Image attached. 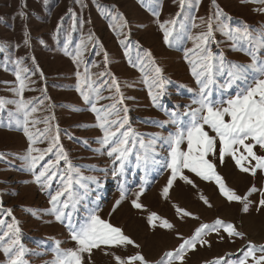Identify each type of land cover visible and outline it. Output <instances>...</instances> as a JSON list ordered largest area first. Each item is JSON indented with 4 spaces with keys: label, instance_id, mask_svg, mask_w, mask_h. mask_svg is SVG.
<instances>
[{
    "label": "rangeland",
    "instance_id": "1",
    "mask_svg": "<svg viewBox=\"0 0 264 264\" xmlns=\"http://www.w3.org/2000/svg\"><path fill=\"white\" fill-rule=\"evenodd\" d=\"M257 9H264L258 0H0V264H11L21 248L23 264H53L60 253L78 247L69 223L78 229L93 213L120 227L135 244L102 245L90 258L82 254L84 264H117L112 253L122 258L139 253L149 264H159L165 253L218 219L243 235L210 231L203 236L207 243H197L183 261L170 264H239L251 245L257 258L264 256V170L252 175L230 156L223 164L218 155L208 157L237 195L255 186L247 212L243 203L229 201L214 179L188 169L183 175L194 186L178 176L164 195L172 175L166 139L188 122L190 108L199 107L193 103L200 85L192 69L202 71L211 53L212 98L226 101L242 90V81L224 85L231 64H252L253 55L257 65L264 62V11ZM160 24L172 29L169 43ZM225 24L247 26L249 39L226 34ZM209 25L212 35L201 44L196 37ZM157 67L162 88L156 87ZM253 77L258 73L250 72L247 82ZM93 108L109 122L127 118L120 131L129 132L130 151L122 168L108 155L111 145L101 142L102 121ZM172 113L179 124L172 123ZM30 150L31 156L43 155L35 166ZM253 150L264 156L259 145ZM249 160L245 166H254ZM45 168L49 172L38 182ZM57 192L63 222L56 220L51 202ZM152 213L159 217L155 227L149 222ZM164 220L173 227L163 226ZM247 264L256 261L248 257Z\"/></svg>",
    "mask_w": 264,
    "mask_h": 264
},
{
    "label": "snow or ice",
    "instance_id": "2",
    "mask_svg": "<svg viewBox=\"0 0 264 264\" xmlns=\"http://www.w3.org/2000/svg\"><path fill=\"white\" fill-rule=\"evenodd\" d=\"M184 0H181L183 4ZM255 2V0H254ZM259 3L264 4V0H258ZM257 11H264V9H257ZM174 24L175 21L167 22ZM160 27L164 29V40L165 43H169V38L172 36V29L165 28L164 24H160ZM223 29L226 30V34L234 36L238 41L249 39V30L247 26L243 29L235 28L229 29L228 25H223ZM212 35L211 25H209V31L202 33L196 37V40L200 41L201 44L206 43L208 38ZM264 42V41H262ZM27 43V41H25ZM200 47V44H197ZM252 55V53H249ZM151 56V53H148ZM206 63L201 65L202 71H197L196 67H193V75L197 79V83L200 85L198 98L193 100L194 104H198L197 108H190L188 113L185 115L189 116L190 119L186 124H182L177 128L175 133H170L166 139V143L170 149V162L167 163V167L171 169L172 175L168 181V185L164 188V195L167 197L169 189L172 187L173 182L179 176L180 179L186 183L193 185L194 182L189 179L188 176L183 175V170L188 169L197 176L204 180H212L218 184L220 191L227 197L229 201H237L243 203V211L248 210V195L252 192L257 191L253 186L249 192L241 197L237 195L232 189H228L223 181L222 176L216 171V164L213 163L208 157L217 156L221 164L224 163L225 156H230L234 159L235 164L244 173L251 172L252 175L256 174V170H264V156H259L253 150L257 145L264 149V62L257 65L255 56L253 55L252 64H231L227 71L229 77L224 87L230 88L234 83L238 81L244 82L242 90L237 91L232 97L226 101H216L212 98V92L210 85L212 84L211 78V53H208L206 57ZM252 71L258 73L259 78L253 77L251 83H248V74ZM157 88H162L163 82L160 80V74L162 69L156 68ZM19 79V76L17 77ZM21 89L24 84L21 81ZM151 94V93H150ZM153 101H156V95H153ZM2 103V101H0ZM35 109H33L34 111ZM97 112L98 120L102 122L99 127L103 129L102 143L105 145H111L109 156H114V162L119 161L121 168L123 162L127 158L130 149L128 146V131L121 132L120 129L124 128L127 118L125 117L121 121H107L102 118L97 109H92ZM172 123L179 124V118L176 117L175 113H172ZM226 117L228 119H226ZM205 126L210 129L215 135H209V132L205 130ZM115 128V130H112ZM27 132V129H25ZM43 135V133L41 134ZM29 140L32 137L29 136ZM246 141H250L246 143ZM217 142H219V149L217 150ZM186 143V148L182 147ZM244 149V152L240 151V148ZM51 147L46 151H51ZM30 158L33 166L36 165L37 161L43 159L41 156H31ZM39 151V150H36ZM246 153V154H245ZM255 160L254 166H245V162L251 164L249 160ZM49 172V168H45L36 177L39 182L41 177H44ZM116 174V170H114ZM49 179L51 177L49 176ZM138 193L139 196L142 194ZM62 193L57 192L55 196L51 197L53 210L56 211V220L62 221L64 213L62 210L57 209V200ZM124 199L123 191L121 192V201ZM204 203L208 204L206 197H201ZM121 201L116 202L115 208L119 206ZM133 205L136 208H142L143 205L133 201ZM67 207V205H64ZM260 206L264 207V199L260 200ZM184 215H191L183 209H178ZM155 213L149 217V222L155 227L154 220L158 219ZM163 226L171 228L173 227L168 223L167 220L163 221ZM11 227V226H10ZM223 228L230 236H242L243 234L236 231L234 225L228 223L225 224L222 220H217L212 225H202L195 232V235L180 245L174 252L165 253V256L159 262V264H170L173 259L180 261L184 260V253L187 249H195L197 243H207L203 239L204 235H207L210 231H219ZM69 229L71 231V239L78 245L75 249H67L60 253L57 260L53 264H84V256L82 254L88 253L89 258L93 252V249H101V246H126L134 245L135 242L127 235L124 234L120 227L114 226L111 223L102 220L98 215L93 213L87 223L80 226L78 229L72 227L69 223ZM18 231V229H17ZM139 247V245H135ZM264 251V248L260 249ZM5 253L9 252L8 248L4 249ZM256 246L251 245L247 252L244 254V259L239 261V264H247L248 257H252L256 261V264H264V256L257 258L255 256ZM109 254V253H106ZM23 255V249L21 248L15 255V258L11 260V264H23L21 256ZM114 259L117 264H135L139 261L140 264H149L145 257L139 253L132 255L127 258H122L115 255ZM216 264H220L217 261Z\"/></svg>",
    "mask_w": 264,
    "mask_h": 264
},
{
    "label": "trees",
    "instance_id": "3",
    "mask_svg": "<svg viewBox=\"0 0 264 264\" xmlns=\"http://www.w3.org/2000/svg\"><path fill=\"white\" fill-rule=\"evenodd\" d=\"M3 25H7V26H8V24H7V23H3Z\"/></svg>",
    "mask_w": 264,
    "mask_h": 264
}]
</instances>
